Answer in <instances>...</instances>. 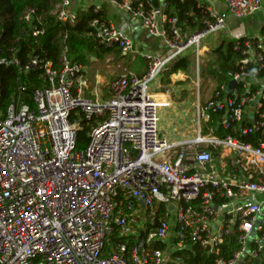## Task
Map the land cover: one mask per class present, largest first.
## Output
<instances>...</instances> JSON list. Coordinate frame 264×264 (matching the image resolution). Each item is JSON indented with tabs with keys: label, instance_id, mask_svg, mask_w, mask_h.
I'll return each mask as SVG.
<instances>
[{
	"label": "built area",
	"instance_id": "1",
	"mask_svg": "<svg viewBox=\"0 0 264 264\" xmlns=\"http://www.w3.org/2000/svg\"><path fill=\"white\" fill-rule=\"evenodd\" d=\"M101 1L141 23L166 52L139 51L123 28L93 20L101 46L147 62L141 75L125 70L113 78L105 100L100 81L90 83L86 66L70 61L67 45L58 67L37 56L25 65L15 55L1 59L24 74L42 70L48 85L34 90L32 106L20 97L7 111L0 108V264H182L174 254L195 244L208 255L235 248L214 264H264V144L243 140L264 131V79L252 70L264 72V35L243 39L238 70L227 73L230 83L216 85L199 103L195 138L169 141L160 132L159 111L172 98L167 90L160 102L150 90L178 58L194 56L201 73L202 43L225 30L229 15L261 11V0H221L226 13L207 7L193 32L163 6ZM53 14L65 24L78 21L74 0H60ZM34 15L28 11L25 21ZM211 113L221 116L226 136L217 135L216 124L204 131ZM83 119L89 144L78 150Z\"/></svg>",
	"mask_w": 264,
	"mask_h": 264
},
{
	"label": "trees",
	"instance_id": "2",
	"mask_svg": "<svg viewBox=\"0 0 264 264\" xmlns=\"http://www.w3.org/2000/svg\"><path fill=\"white\" fill-rule=\"evenodd\" d=\"M60 0H0V90L2 100L0 108L3 111L21 100L30 106L33 105L32 94L38 88L47 87V81L40 69L32 70L27 74L20 72L16 66H6L1 63V59L15 55L23 65L32 56H37L41 60L52 61L56 67L60 65L61 57L64 53L63 46H68V56L72 57V62H80L87 65L89 58L84 55L88 52L97 59L124 58L120 49L105 48L101 46L93 36V29L90 23L95 19L107 20L105 7L97 10L89 7L78 12V21L75 25L65 24L58 20L53 14L56 4ZM123 1V0H120ZM135 5L140 2L146 6L150 4L154 7L164 6V11L169 17H177L178 25L185 32H193L203 25V20L208 16L206 9L200 5L198 0H132ZM34 10L35 15L30 22L25 21V14ZM42 31L34 36V30ZM264 35V29L261 33ZM64 35L67 40L64 41ZM245 40H240V49L236 50L237 40H223L217 46L209 50V59L201 65V80L213 82L215 84H229L227 75L229 71L238 70V65L243 58L242 49ZM16 47L15 53L12 52ZM126 57V56H125ZM192 56H186L175 60L164 72L161 78L162 83L169 85L174 74L182 72L190 73L195 66ZM253 75L264 79V72H258L257 68H252ZM159 96H164L158 94ZM218 114H210V120L205 122L206 126L216 124L218 126ZM88 122L83 119L77 134L76 148L84 150L89 144ZM217 135L226 136L220 126L217 127ZM246 142H251L255 147L264 144V131L250 134L243 138ZM216 156L218 153H214ZM133 243V242H132ZM134 244V243H133ZM161 250L167 249L166 244L157 242L154 245ZM219 255H208L199 245L195 244L185 249L177 251L174 255L181 258L182 264H214L221 257L231 258L235 248L224 245L221 247Z\"/></svg>",
	"mask_w": 264,
	"mask_h": 264
},
{
	"label": "rangeland",
	"instance_id": "3",
	"mask_svg": "<svg viewBox=\"0 0 264 264\" xmlns=\"http://www.w3.org/2000/svg\"><path fill=\"white\" fill-rule=\"evenodd\" d=\"M116 13H118L117 14L118 18H116L114 22L116 24H119L121 18L120 13L119 12ZM220 34L225 36L226 30H223ZM213 38H210L205 42L213 40ZM205 42H203L202 44L204 45ZM84 55H86V57L89 58V62L85 66L88 71L90 83L94 85L96 81L98 80L100 81L101 91L99 93V96L100 99L103 100L108 99V96L107 98H105L104 96L106 95L105 94L106 89L108 92V84L113 78L122 74L123 72H125V70L137 74L138 70L146 71L147 68V62L141 54H134L126 58L116 57V58L97 59V60L93 56H91L87 51L84 52ZM133 59H134V64L129 65V61H132ZM203 60H205L204 55H203ZM70 61H72V57H70ZM162 79L163 78H160L159 81L156 80L155 82L151 83L150 90L151 92L157 94L156 95L157 99L161 98L158 94L167 92V90H169V94L171 96L170 98H172L173 104H171L170 108L165 107L160 109L159 129L160 132L169 139V141H172L176 135L175 133L176 127H178V125H176L173 122L175 118H176L175 119L176 122H178L179 119H185V121L180 123L179 125L180 128L195 127L198 124L197 118H198V105L200 103V95H198L197 84H199L201 90L205 92L214 83L204 80H200V82L198 83V79H200V65L199 67H197L196 64L193 67V69L190 71V73L188 74L182 73V75H179L178 73L177 77L173 76L171 78L172 80L169 85H165L164 83H162ZM165 98L166 97L163 96L160 102H163ZM183 110H185V112H182ZM197 132H198L197 128H193L190 130H180L179 135L181 139H189V138H195L197 136ZM143 216H145L143 218L146 219L145 213L143 214ZM166 253L168 255L170 254L169 249L166 250Z\"/></svg>",
	"mask_w": 264,
	"mask_h": 264
},
{
	"label": "crops",
	"instance_id": "4",
	"mask_svg": "<svg viewBox=\"0 0 264 264\" xmlns=\"http://www.w3.org/2000/svg\"><path fill=\"white\" fill-rule=\"evenodd\" d=\"M200 2V5H203L205 9L207 7H210L217 13H226L227 8L225 4L221 0H198ZM262 3V9L258 13H255L254 15L246 18H237L235 16L229 15L226 19V35L223 36L220 34L217 37H214L213 40L207 41L204 44L203 52L205 55V60L209 59L208 53L209 50L218 44H220L223 40H239V39H253L258 38L263 29H264V0H261ZM89 7H95L97 10H101L105 7V10L107 12V20L113 22L116 26L123 28L126 33L129 35V37L132 38V40L135 42V44L139 47V50L142 52H154V53H164L166 52V48L162 42L161 39L151 37L148 32L145 30V28L142 26L141 23L138 21H134L130 19L127 14L124 12L119 11L115 6H113L110 3L102 2L101 0H74V9L79 12L80 10H85ZM164 7V6H163ZM120 13V23L116 24L114 20L118 18V13ZM125 57V56H124ZM128 57V56H126ZM125 57V58H126ZM195 60V57L192 56ZM203 61L201 65H203L206 61ZM134 64V59L132 61H129V65ZM196 64V62H195ZM145 70L141 71L138 70L137 74L141 75L144 73ZM179 75H182V72H179ZM173 76H177V74H174ZM172 76V77H173ZM201 79V78H200ZM197 81V79H196ZM200 82V80H199ZM218 84H213L210 88H208L205 92L201 90V87L199 84H197L198 87V95H200V103L205 104L208 99H210L213 96V90L215 86ZM184 91V90H183ZM186 93V92H183ZM106 94V95H105ZM104 97L107 98L108 92L106 89ZM161 98L163 96H160ZM161 98L158 100L161 101ZM173 104V101L171 102ZM170 108V107H169ZM182 112H185L183 110ZM183 114V113H182ZM176 119V118H175ZM174 119V123L178 125L175 130V138L174 141L180 137L179 132L180 130H190L193 128H197L199 124L195 127H189V128H180L179 125L185 119H179L178 122ZM198 120V118H197ZM205 125V124H204ZM198 134V132H197ZM181 139V137H180Z\"/></svg>",
	"mask_w": 264,
	"mask_h": 264
},
{
	"label": "bare ground",
	"instance_id": "5",
	"mask_svg": "<svg viewBox=\"0 0 264 264\" xmlns=\"http://www.w3.org/2000/svg\"><path fill=\"white\" fill-rule=\"evenodd\" d=\"M177 77V76H176ZM198 135V134H197ZM197 137V136H196ZM250 163V168H251V171H250V175L254 177V173H253V166H254V161L252 159H250L249 161ZM260 167H262L264 169V164H260Z\"/></svg>",
	"mask_w": 264,
	"mask_h": 264
},
{
	"label": "water",
	"instance_id": "6",
	"mask_svg": "<svg viewBox=\"0 0 264 264\" xmlns=\"http://www.w3.org/2000/svg\"><path fill=\"white\" fill-rule=\"evenodd\" d=\"M139 203L142 205V207H145L143 201H139ZM140 240H141V242H140L139 244H140L141 246H143V242H144V241H143V240H144L143 237H141Z\"/></svg>",
	"mask_w": 264,
	"mask_h": 264
}]
</instances>
